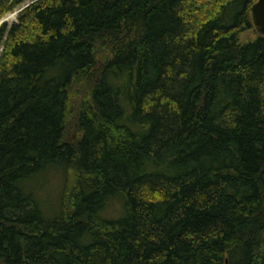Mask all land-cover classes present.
<instances>
[{"label": "trees", "instance_id": "trees-1", "mask_svg": "<svg viewBox=\"0 0 264 264\" xmlns=\"http://www.w3.org/2000/svg\"><path fill=\"white\" fill-rule=\"evenodd\" d=\"M255 1H0V264H264Z\"/></svg>", "mask_w": 264, "mask_h": 264}, {"label": "rangeland", "instance_id": "rangeland-1", "mask_svg": "<svg viewBox=\"0 0 264 264\" xmlns=\"http://www.w3.org/2000/svg\"><path fill=\"white\" fill-rule=\"evenodd\" d=\"M24 7L25 5L22 4L15 7L12 11L4 13L0 18V25L2 23H6L9 27L12 23L17 22L18 14ZM256 36H258V32L254 27H252L250 30L240 35V41L242 43L247 42L255 39ZM60 184L61 175L59 176V174L56 172H48L47 175L42 177L38 176L31 185L38 198L42 197L43 201L47 200L49 202L48 206L44 207V211L48 216H52V214L57 211L58 198L61 191Z\"/></svg>", "mask_w": 264, "mask_h": 264}, {"label": "water", "instance_id": "water-1", "mask_svg": "<svg viewBox=\"0 0 264 264\" xmlns=\"http://www.w3.org/2000/svg\"><path fill=\"white\" fill-rule=\"evenodd\" d=\"M250 12L253 26L261 35H264V0H256L252 4Z\"/></svg>", "mask_w": 264, "mask_h": 264}, {"label": "flooded vegetation", "instance_id": "flooded-vegetation-1", "mask_svg": "<svg viewBox=\"0 0 264 264\" xmlns=\"http://www.w3.org/2000/svg\"><path fill=\"white\" fill-rule=\"evenodd\" d=\"M255 28V27H254ZM256 29V28H255Z\"/></svg>", "mask_w": 264, "mask_h": 264}]
</instances>
